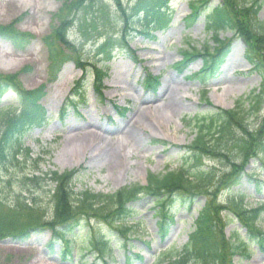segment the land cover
Here are the masks:
<instances>
[{"label": "rangeland", "instance_id": "obj_1", "mask_svg": "<svg viewBox=\"0 0 264 264\" xmlns=\"http://www.w3.org/2000/svg\"><path fill=\"white\" fill-rule=\"evenodd\" d=\"M72 1L79 4H72L70 13L73 12V16L67 18ZM198 1L171 0L169 10L172 23L167 29L152 33V40L137 32L139 24H134L135 30L128 29L131 52L125 55L116 51L112 61L102 64L105 70L102 71L104 77L100 82L102 99H99L92 86V64L96 63V69L101 66L96 49L101 46L99 41L102 38L116 36L120 32L122 19L119 8L129 9L136 0H118V6L115 0H0V32L14 31L30 36L22 44L23 47L17 49L0 34V77L16 78L17 84L25 92H35L44 86L39 106L45 109L49 118L44 128L33 130L23 139L22 156L28 152L31 160L19 159V167H12L9 163L5 167V170H9L1 171L0 193L3 200L9 204L15 194L26 192L17 176L22 172L29 173L35 168L36 162L43 173L78 170L74 180L76 192L89 190L94 194L110 195L123 187L145 185L148 174H161L181 165L185 157L183 148L194 137L188 126H193L196 117L202 118L214 109L232 110L238 101L253 97V91L258 93L262 76L251 72V67L244 59V42L238 34L230 31L219 34V40L230 41L228 56L218 74L205 87L197 79H191L201 68V59H196L183 71L174 67L184 52H212L215 48L213 38L204 28V17L189 24L187 16L192 14V4ZM245 1L248 3V0L242 2L245 4ZM250 1L261 4L255 19L246 18L247 14L242 8L239 9L243 3L237 0H210L209 3L211 7L222 5L223 2L231 5L233 15H241L246 31L254 34L259 25H264V0ZM64 20L72 29L63 25ZM62 25L69 29L68 32L65 30V34L58 32ZM53 39L59 53L70 59L64 63L54 80L49 71L52 63L47 52L48 47H52ZM257 42L261 43L257 49L264 61V43L261 40ZM77 57L82 58L89 71L86 99L79 105L78 113L73 114L69 108H64V113H60L64 100L82 75L73 62ZM147 74L157 78L154 89L142 87ZM165 85L178 86L179 103L185 106L171 116H166L160 108L156 110L164 101ZM17 102L16 96L6 94L0 102V108L15 109ZM112 104L126 108V111L120 115ZM247 106L245 102L243 109L248 117L247 126H256L258 123L259 127L263 126L261 142L258 143L261 145L264 142V97L257 115L247 111ZM77 114H90L91 124H85ZM245 144L246 139L241 140L239 148L243 149ZM231 148L233 150L225 162L229 160L235 164V170L210 157L203 159L202 164L216 171L219 177L236 175V185L229 191H221V187L214 183L205 192L206 197L199 195L191 208L175 205L170 210L173 221L166 226L164 234L159 233L160 218L151 198L144 197L132 203L130 206L134 215L128 220L131 233L127 237L122 238L113 229L103 228V233L114 247V261H108L107 264H125L127 254L132 257L130 264H166V260L175 256L186 244L193 231L196 212L207 202L211 201L217 210L222 208L223 216L229 214L228 218H231V212L227 210L226 203L230 199L241 201L247 209L264 206V154H250L246 157L249 161L245 163L242 162L240 149ZM108 149L114 152V159L110 163L102 157L103 151ZM53 187L50 185L36 189L34 197H39L38 202L47 206L46 193ZM260 213L256 228L264 232V210L260 209ZM223 216L220 213L219 218L214 219V231L204 239L208 241L209 247L217 245L220 249L218 251L222 256L219 264H264V250L255 244L250 246L248 258L228 256L224 241L234 234L241 238L246 235L237 220L225 223L221 219ZM15 222L18 223L13 220L0 225L7 224L11 228L17 226ZM96 223L95 220L82 222V229L78 231L79 243L74 245L75 249L82 247L80 242L87 226L95 228ZM21 237L0 240V264H104V261L93 255L95 252L87 253L79 249L76 253L73 250L75 256L64 257L59 244L49 249V232L29 231Z\"/></svg>", "mask_w": 264, "mask_h": 264}, {"label": "trees", "instance_id": "obj_2", "mask_svg": "<svg viewBox=\"0 0 264 264\" xmlns=\"http://www.w3.org/2000/svg\"><path fill=\"white\" fill-rule=\"evenodd\" d=\"M115 1L117 4L118 0ZM209 1L200 0L192 4V14L188 20L193 22L198 17L203 16L205 18L206 32L213 38L215 48L212 52L210 50L184 52L182 64L190 63L196 58L203 59L204 64L200 72L208 76L212 75L218 70L229 50V41L219 40V34L225 31L238 34L245 44L244 57L251 66V72H257L262 76V84H260L258 93L253 91V97H249L245 101H238L232 110L214 109L208 111L202 118L196 117L193 126H188V128H191L194 137L191 143L183 148L185 157L182 158L181 165L174 170H167L161 174H148L145 185L123 187L110 195L94 194L89 190L76 192L74 190V180L78 175V170L63 173L56 171L43 173L38 168L37 162L34 163L35 168L33 170L29 173L22 172L17 176L20 185L26 189V192L15 194L14 197L11 196L13 198L9 204L1 198L2 194L0 193V223L4 221H10L11 223L13 220L18 222L17 224L14 223L17 226L11 228H8L7 224L5 226L0 225V240L22 238L21 236L29 231L37 233L50 232L49 247L53 242L58 241L63 246V256H71L75 249L74 245L79 243L77 240L79 237L78 231L82 229V222L95 220L97 221V227L87 226L85 236L80 242L82 247L77 248V250L84 249L87 253L95 252L93 255L101 260H114L112 255V248L114 247L111 246V241L103 233V228L113 229L122 238L127 237L131 233L128 220L134 215L133 208L130 206L132 203L144 197L151 198L160 218L159 233L164 234L166 226L173 220L170 210L175 205L190 208L199 195L206 197L205 192H208L214 183L221 187V191H229L237 184L238 178L235 177L236 175L225 174L219 177L213 169L205 168L202 164L203 159L210 157L214 161L235 170L237 168L235 164L230 163L228 159V162H225L226 157L233 150L230 147L240 149L242 162L245 161V163L249 161V158L246 157L250 154L251 156H256L259 152L264 154V142L258 145L261 142L260 136L263 132V126L259 127L258 123L256 126L254 124L252 127H248V117L243 109L246 102L248 103L247 111H253L254 116L257 115L264 97V61H262L257 49L261 44L257 41L261 40L264 43V25H259L254 34H250L245 29L246 24L241 19L240 12V16L235 17L231 5L229 6L223 2L222 5L211 7ZM237 1L242 2L243 0ZM167 3L168 0H136L129 9L119 8L122 28L116 36H107L99 41L101 46L96 49L98 59H101L102 63L109 61L113 58L114 50L128 53L130 38L128 29L130 31L135 29L136 25L134 24H139L140 26L136 27L137 31L140 35L148 38H150L149 33L166 29L170 24ZM72 4L77 5L79 2L75 4L72 1L69 4L67 18L73 16V12L70 13L73 8ZM241 8L247 14V19H255L261 4L257 1L251 3L248 0V3L245 1V4L243 3L239 9ZM65 22L64 20L63 25L67 26L68 24H65ZM63 25L60 26L58 32L61 33L62 31L65 34L67 28H64ZM68 27L72 29L70 25ZM2 31L0 32L2 37L9 40L17 49L22 48V44L30 38L28 35H22L14 31ZM4 32L7 33L4 34ZM66 36L69 41L68 35ZM53 43L54 39L52 40L53 48L48 47L47 52L51 59L50 63H52L49 71L54 80L63 64L70 59L59 53ZM71 43L73 44V42ZM73 62L82 70L86 68V63L80 57H77ZM103 68L102 64L98 69H96L95 64H92L96 82L94 87L96 88L99 87V82L104 77ZM83 79L84 77L72 91L75 93L74 96L82 92L77 91V89H80V87L82 89L85 86L86 82ZM155 81V78L148 75L144 83L152 88ZM9 91L14 92L18 104L15 109L0 108V173L5 170L9 163L13 165L12 167H19L21 165L19 159L31 160L28 152H25V156H22L23 139L33 129L44 127L48 121L43 108L39 106V101L44 94V86H41L35 92H25L17 84L16 78L0 77V99H3L4 94ZM82 93L80 96L83 97ZM71 98L72 96L69 98V104L73 107ZM244 139H246V144L241 149L239 143ZM233 143L235 144L233 145ZM218 178L219 180H217ZM50 185L54 187L46 193L48 205L43 206L38 202L39 197H34L35 190ZM226 205L227 210L231 212V218H228L229 214L223 216L224 210L222 211V208L217 210L215 206L211 205V201L197 211L198 217L193 224V231L188 242L180 252L168 258L166 264H219L222 256V253L218 251L220 249L216 247L217 245L209 247L208 241H204V239L211 236L214 231L212 224L215 218H219L220 213L223 216L221 219L225 223H227L226 221L233 222L237 220L246 230V239L234 234L229 240L224 241V245H227L229 257L238 255L242 259L248 258L251 244H255L261 250H264V232L256 228L257 220L261 214L260 209L264 210V206L247 209L241 201L233 199H230ZM126 259L129 262L131 257L126 256Z\"/></svg>", "mask_w": 264, "mask_h": 264}, {"label": "bare ground", "instance_id": "obj_3", "mask_svg": "<svg viewBox=\"0 0 264 264\" xmlns=\"http://www.w3.org/2000/svg\"><path fill=\"white\" fill-rule=\"evenodd\" d=\"M165 86H166V88H164V90H165L164 101L160 107L156 108V110H158L160 108L162 112H165L166 116H171V115H173V113L178 112L179 110H181L185 106L183 104L179 103L180 93H179V89L177 88L178 86H176V87H171V86L167 87V85H165ZM142 104H145V103H142ZM162 116H164V115H162ZM88 124H90V121H88ZM135 124L136 123H134V125ZM91 126H93V125H91ZM88 135H90V134H88ZM127 136L129 138V134H127ZM83 138L84 137H82V139ZM102 157H104V160L106 162L110 163L114 159V152L109 150V149L104 150L102 153Z\"/></svg>", "mask_w": 264, "mask_h": 264}]
</instances>
